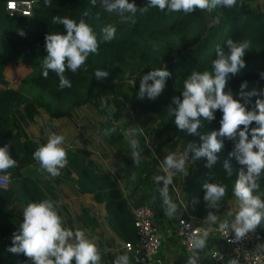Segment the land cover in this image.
Masks as SVG:
<instances>
[{
    "label": "trees",
    "instance_id": "1",
    "mask_svg": "<svg viewBox=\"0 0 264 264\" xmlns=\"http://www.w3.org/2000/svg\"><path fill=\"white\" fill-rule=\"evenodd\" d=\"M8 1L0 0V147L9 145V153L17 161V167L0 172V175L8 177L7 185H0V264H32L23 254L8 250L13 234L19 231L23 209L28 203L46 198H51L55 203L59 200L60 188H54L47 179L40 177V164L33 158L36 148L47 140L43 136H32L25 129L26 125L34 122L40 108L51 117H71L77 107L89 103L103 114L105 124L119 131L116 123L125 115L124 107L129 104L132 118L143 121L154 137L167 142L171 149L177 146L186 149L189 144L199 147L202 141L199 136L178 129L173 111L177 105L173 103V98H183L184 80L193 70L211 71L217 45L227 51L228 39L250 44L243 58L245 67L235 75H229L224 90L226 93L241 91L240 85L245 81V92L264 88V78H261V73H264V1L252 6L251 0H237L232 8L218 5L211 12L196 9L188 14L149 7L146 13H137L135 24L122 22L121 18L115 19L114 14L117 13L106 12L100 6V0H97L96 5H92L91 0H51V6H46L44 0H30L29 14L11 13L6 7ZM129 2L143 8L150 0ZM86 10L88 16L85 20L99 41L98 54H90L75 73L66 70L64 75L71 82V87L61 88L59 77L54 72L49 71L47 79L42 76L41 64L47 55L45 36L57 32L66 34L63 25L52 23L53 16L78 21ZM107 24L116 27L114 39L108 42L103 40L101 31ZM21 31L25 35L21 36ZM217 34L221 39H215ZM13 62L27 70L16 86L11 84L6 74ZM163 67L171 75L166 80L164 91L155 100L146 96L138 99L137 93L132 98L124 94L125 81ZM96 69L106 71L109 75L98 80L94 74ZM233 98L244 102L240 95ZM257 98L264 99V96H252L247 105L249 109ZM99 101L112 103L114 109L100 107ZM221 118L222 113L217 110L215 120L203 121L198 131L206 135L218 130ZM114 133L107 136V141L113 145L122 139V132ZM234 144L235 141L224 140V147L217 153L218 160L212 169L204 166L206 158L193 160L194 152L188 150V176L182 182V191L191 206V215L202 216L215 210L209 208L204 200L205 183L216 182L226 187V194L219 206L235 197L234 183L241 166L234 157L229 156ZM64 148L68 163L60 171L74 184V190L102 204L103 219L108 230L122 241L135 242L138 236L133 225L131 206L115 177L99 164L89 150L81 147ZM226 160L232 169L231 176L223 167ZM125 161L129 179L135 175V179H131L135 184L130 193H143L146 196H142L138 203H145L141 199L148 197L154 212L168 218L162 198L152 186L155 162L140 159L137 166L130 156H126ZM259 183L261 187L256 194L264 199V174ZM63 188L77 199V205L83 204L81 210H77L74 204L76 218L81 220V225L90 228L100 226L97 216L91 214L83 198L72 191L71 194L67 185ZM146 190L149 192L146 193ZM259 229L264 234V221ZM96 244L101 252L100 264H110V252L102 250V239L99 238Z\"/></svg>",
    "mask_w": 264,
    "mask_h": 264
},
{
    "label": "clouds",
    "instance_id": "2",
    "mask_svg": "<svg viewBox=\"0 0 264 264\" xmlns=\"http://www.w3.org/2000/svg\"><path fill=\"white\" fill-rule=\"evenodd\" d=\"M46 6H51V0H44ZM237 0H150V3L138 8L129 0H100V6L108 13H117L122 22L136 23V15L146 13L149 7L158 8L169 12H194L196 9L211 12L218 5L232 8ZM92 5L97 0H91ZM88 11H84L79 20L53 16L52 23L63 25L66 34L49 33L45 36V49L47 55L42 61V76L47 79L49 71L59 77L61 88L71 87V82L65 77L66 70L75 73L86 62L90 54H98L99 41L93 28L86 22ZM103 40L108 42L114 39L116 27L107 24L102 28ZM21 36L25 35L22 31ZM249 42H236L232 39L226 41V49L216 46V57L211 62V71L203 72L193 70L184 80L182 99L174 97L173 103L177 105L175 123L178 129L188 134L199 136L202 143L199 147L189 144L187 148L177 154L175 152L166 155L163 159L162 171L165 175L155 177V181L163 182V187L158 191L165 206V214L173 217L178 205L173 202L169 185L173 183V177L177 173L185 172L188 161V150L194 152L193 160L206 158L204 165L212 169L218 160L217 153L224 147V140L235 141L233 150L229 156L234 157L241 166L234 183L233 194L237 199V211L234 219L229 222L224 219L219 223V230L227 232L231 229L237 240L242 239L248 233L254 232L264 221V199L260 194L259 181L264 174V99L257 98L254 106L249 109L248 104L252 96H264V88L245 92L247 82L240 85L239 95L244 99L242 103L234 99L230 92H225L229 75H235L245 67L243 59ZM95 77L106 78L109 73L96 69ZM171 73L163 68L151 69L140 79L138 99L145 96L155 100L165 89L166 80ZM264 78V73H261ZM151 82V83H150ZM222 113L220 127L206 135L198 131L203 121L215 120V112ZM255 124V126H252ZM115 128L105 129L104 135L110 136ZM47 142L41 144L33 153V158L53 177L60 175V170L67 163V152L63 147L65 136L51 130L47 133ZM132 149V159L135 165L140 163L139 141H129ZM17 167V161L9 153V145L0 147V172H6L10 168ZM229 176L232 169L226 160L223 165ZM132 179H135L133 175ZM204 200L209 208L218 209L219 202L226 194V187L216 182L205 183ZM228 216H233L232 212ZM218 216L209 211L207 222L215 224ZM209 232L196 230L190 238L192 254L187 264H197L198 250L206 246ZM264 247V246H262ZM14 254H23L32 264H100L101 252L94 239L88 238L86 232L77 228L75 231L64 226V220L57 211V205L51 198L39 202L28 203L23 209V219L18 233L13 234L12 244L8 249ZM113 264H130L129 256L125 253L118 255ZM229 264H236L231 260Z\"/></svg>",
    "mask_w": 264,
    "mask_h": 264
},
{
    "label": "rangeland",
    "instance_id": "3",
    "mask_svg": "<svg viewBox=\"0 0 264 264\" xmlns=\"http://www.w3.org/2000/svg\"><path fill=\"white\" fill-rule=\"evenodd\" d=\"M263 1L264 0H251V3L252 6H255L256 4L260 5ZM114 18L119 19L120 16L118 14H114ZM217 38L221 39V36L217 34L215 39ZM26 71L27 70L24 68V66L13 62L6 70V74L10 79L11 84L16 86L18 81H20L25 75ZM140 79L141 77L136 76L133 79L125 81L123 90L124 94L128 98H132L135 93H138ZM250 91L252 90L249 89L248 92ZM230 93L233 95V97L236 96V98H238L240 91L238 92V90H236L235 92L232 91ZM98 104L100 107L108 110L114 109V105L112 103L99 101ZM128 106L129 104H126L124 107L125 115L121 117L116 123L119 131H115L114 135H116L118 132H122V139H120L118 142H115L116 144L114 145L110 144L107 141V136L104 135L105 129H111L112 127L104 123L103 114L99 113L97 108L89 103L77 107L73 111L71 117H51L44 109L40 108V110L36 112V119L34 122L26 125L25 129L30 135L39 137L43 136L46 140L48 139L47 133L49 130H51L57 134L65 136L66 139L63 147H81L89 150L92 156L98 160L99 164L106 168V170L115 177L118 185L122 188L123 194L125 195L129 205L138 204L140 198L146 195L138 192L135 194L130 193L135 183L132 182V178L129 179L126 172L128 167V164L125 161L126 156L132 157V149L130 147L129 141L131 139H137L139 141V148L137 151L140 152V159L148 161L153 160V162H155L154 173L152 175V186L156 188V194H159L158 188L163 187V182L160 181L158 182L159 184H157L155 177L159 175H165L162 171L164 157L173 152L179 154L185 149L181 146L171 149L169 148V144L167 142H163L161 138L154 137L149 131V127L142 123L143 121L139 122L132 118L129 111L130 108ZM188 166L189 163L187 161L185 172L177 173L173 177L172 185H169L170 196L173 202L178 205L176 214L171 218H163L157 214L156 211L154 212L156 213L154 219L159 221V228L161 224L165 227V231H167V233L169 230H172L174 232V238L178 240L180 245L181 242L180 236L177 234L178 224L176 222V218L179 215H185L187 218L192 216L190 215L191 212H189L191 211V206L188 204L186 195L182 191V182L188 176ZM132 173L135 174L134 171ZM38 174L44 180L47 179L48 183L54 188H60L58 191L59 200L56 202V204L58 206V213L64 220V226L71 228L74 231L77 228L84 230L88 238L94 239L95 242H98V239L101 238L104 243L102 245V250L110 252V264H113L116 257L123 254V250L120 246L123 241L112 231L106 228V224L104 223L105 221L103 219V211L101 212V210H104L101 206L102 204L94 205L92 197H85L78 194L73 188L74 184L71 182V180H69V178L64 176V173L61 171L60 175L56 177L51 176L43 169L39 170ZM56 178L60 179L57 180ZM64 185H67L68 188H70L69 190L71 194L74 192L83 198L84 203L91 209V214H95L97 216L98 221L101 223L100 226L90 228L81 225V220L76 218L77 213L75 211L76 207L74 204L77 205V199L71 197V195H69L67 191L64 190ZM145 192L148 193L149 191L146 190ZM141 200H143L142 202L150 205L148 202L150 201V198L147 197L146 199L143 198ZM82 205L83 204H78L77 210H81ZM225 217H228V215L226 214ZM161 247L162 243L160 248ZM115 249H117L122 254L113 251Z\"/></svg>",
    "mask_w": 264,
    "mask_h": 264
},
{
    "label": "built area",
    "instance_id": "4",
    "mask_svg": "<svg viewBox=\"0 0 264 264\" xmlns=\"http://www.w3.org/2000/svg\"><path fill=\"white\" fill-rule=\"evenodd\" d=\"M11 13L21 12L29 14L30 0H9L6 4ZM7 175H0V185L6 186ZM133 215V225L136 229L137 240L135 242L123 241L121 246L124 253L129 255L134 264H157V256L161 246V236L159 226L153 208L147 203L130 205ZM200 218L179 215L176 218L178 224L177 233L180 236L181 245L188 251L190 248V238L196 230H207L211 234L219 235L224 243L223 249H217L211 253V258L217 262H229L235 260L236 264H264V234L259 227L248 233L240 240L235 238L234 232L229 229L227 232L219 230V224L207 223L201 226ZM233 219H230L231 223Z\"/></svg>",
    "mask_w": 264,
    "mask_h": 264
},
{
    "label": "crops",
    "instance_id": "5",
    "mask_svg": "<svg viewBox=\"0 0 264 264\" xmlns=\"http://www.w3.org/2000/svg\"><path fill=\"white\" fill-rule=\"evenodd\" d=\"M86 197H88V196H86ZM237 203L238 202H237L236 197H231L226 203L219 206L218 209L213 210L212 212L218 216V220L215 224H219L224 219H228V220L234 219V214L237 211ZM94 205H98V204L94 202ZM102 211L104 212V210H101V212ZM189 212H191V211H189ZM229 212H232L233 216L225 217V215L226 214L228 215ZM190 215H191V213H190ZM207 216H208V214H205L202 216H196V218H200L199 223L202 227L205 226L207 223H209V222H207ZM156 222L158 225L159 224L158 220H156ZM159 230H160V234L162 237V242H161L162 247L159 249V253L157 256V261H158L157 264H187V260H188L189 256L192 254V250L188 251L184 247H182L178 243V240H176L174 238V232L172 230H169L167 233V231H165V227L161 224H160ZM115 238H116V236H115ZM224 247L225 246H224L223 240L219 235H217L215 233L214 234L209 233V235L207 237V241H206V246L202 250H198L199 259L197 261V264H228L227 262H217L216 260L211 258L212 252H214L217 249H223ZM121 248H122V246H121ZM113 251H115L116 253L122 254L117 249H115ZM123 254H125V253L123 252ZM129 261H130V264H133L131 257H129Z\"/></svg>",
    "mask_w": 264,
    "mask_h": 264
}]
</instances>
